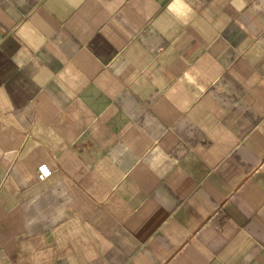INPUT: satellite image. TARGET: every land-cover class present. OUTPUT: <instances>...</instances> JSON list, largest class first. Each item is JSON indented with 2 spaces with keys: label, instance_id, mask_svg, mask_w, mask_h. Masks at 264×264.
<instances>
[{
  "label": "crops",
  "instance_id": "crops-1",
  "mask_svg": "<svg viewBox=\"0 0 264 264\" xmlns=\"http://www.w3.org/2000/svg\"><path fill=\"white\" fill-rule=\"evenodd\" d=\"M0 264H264V0H0Z\"/></svg>",
  "mask_w": 264,
  "mask_h": 264
},
{
  "label": "built area",
  "instance_id": "built-area-1",
  "mask_svg": "<svg viewBox=\"0 0 264 264\" xmlns=\"http://www.w3.org/2000/svg\"><path fill=\"white\" fill-rule=\"evenodd\" d=\"M54 174L53 168L46 162H42L38 166V178L46 180Z\"/></svg>",
  "mask_w": 264,
  "mask_h": 264
}]
</instances>
